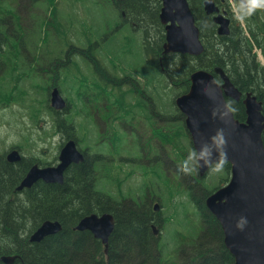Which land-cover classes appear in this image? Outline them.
Wrapping results in <instances>:
<instances>
[{"label":"trees","instance_id":"trees-1","mask_svg":"<svg viewBox=\"0 0 264 264\" xmlns=\"http://www.w3.org/2000/svg\"><path fill=\"white\" fill-rule=\"evenodd\" d=\"M31 1L44 3L45 15L39 19L37 26L34 25L35 29L33 26L28 28L26 23L29 19H23L19 16L21 8H27L30 4L28 0H0V80L5 79L7 71L16 70L11 64L13 49L18 51L19 57L22 56L23 58L29 57L27 47L37 48L35 54L50 53L47 49L50 46L49 37L56 36L59 40H64L66 31L63 26L64 22H61L62 15H66L67 19L71 21L73 15L79 24H85L77 18L76 10L83 5L86 7L93 6L92 0H76L68 8L61 10L63 12L60 13V0ZM107 1L118 9V16L121 21L116 25V28L122 31L123 23L133 24L135 31L142 32L145 54L156 58L158 55L157 48L161 50V44L164 41L163 26L158 18L161 7L160 1ZM188 1L200 30L204 51L198 56L161 55L163 57L161 61L163 70L161 72L155 70V75L152 70L157 62L155 59L152 62L147 61L152 70L150 72V68L147 70L146 67L145 71H148L149 75L156 79L154 82L146 81L144 83L145 94L155 96L159 94L161 97L170 98V93L167 91L172 90V88L175 89V93L171 94H182L189 87L191 72L199 68L212 72L214 67L220 66L231 82L242 92V96L251 92L264 104V65L258 62L254 51L255 48L260 49L264 58V5L258 6L255 0H250L253 12L250 14L242 12L246 20L245 29L241 25L232 23L229 35L220 36L216 33V25L211 21V17L206 15L203 10V0ZM214 1L220 4V0ZM13 4L15 5L12 6ZM121 12L126 16L125 22ZM82 28L84 29V25ZM151 32H153L154 40H151ZM119 35L121 34L119 33ZM36 43H38V47ZM43 43H45L44 50L41 51L40 47ZM58 45L60 46V41L56 44V49L59 48ZM102 45L106 44L101 43L100 47ZM72 49L73 47L70 50ZM118 51H120L119 48ZM99 54L102 52L99 51ZM59 59L60 57L57 59L56 67L57 64H60ZM40 64L42 65V63ZM55 66L54 70H52L53 68L40 69L35 66L32 75L29 77L34 80V83H31V88L34 87L35 90L33 94L38 93L42 89V85L48 80L52 83H50V87L46 86L47 94L54 85L60 89V65L56 69ZM77 67L81 68L80 65ZM96 67L100 72H103L100 70L98 62ZM19 76L17 74L16 77ZM76 76L67 53L63 78L76 80ZM215 78L219 80L217 76ZM21 80H15L16 88L24 86L20 83ZM160 81H167L168 85H162ZM3 85L2 83L0 87V95L8 93V90H2ZM96 89L98 90L99 86ZM226 101L235 109L234 117L239 121H244L246 115L242 100L234 102L227 99ZM46 103L52 113L48 101ZM69 117L71 118V114L66 116V118ZM59 121L60 119L58 123H60ZM67 125L71 126L72 124L70 122ZM68 126L65 128L70 129ZM262 139L264 143V134ZM91 165L90 160L86 158L79 165L68 168L61 185L50 183L47 188L40 185L33 192L29 198L30 204L38 206V211L44 215L45 219H59L63 229L59 233L42 240L39 244H33L31 252H28L26 244L19 241L15 228L11 227L13 216L9 209L13 205H10V199L5 195L9 187L8 181L14 180L15 173H13L14 170L10 164L0 163V223L3 226L2 233H5L2 236L3 241H19L16 244L22 250V256L28 264H162L161 250L157 240L155 243V239L148 229L149 216L146 211L145 214L142 213L136 203L134 205L129 203L125 209L116 211L117 223L110 236L109 260L107 262L104 260L101 244L90 233L86 231L73 232L72 226L83 216L90 213H102L108 209L102 202L104 193L98 188L95 189L94 184H98L99 180L96 182V175L93 168L91 170ZM162 167L167 174L174 173L169 172L165 165ZM192 167L195 168V171L191 172V177L189 174V178H187V174L182 172L184 177L182 185L189 188L188 196H191L190 200L193 202L196 222L190 236H182L177 233L180 244L177 248L178 260L174 262H176L175 264H234L232 256L224 246L222 229L204 204L206 196L228 181L229 164L224 165L222 173L217 177V183L213 185L211 190L205 188L203 179L201 180L196 176L195 164ZM176 169L180 170L181 168L177 165ZM164 182H166L165 178ZM116 206L121 207L122 205L117 204ZM175 236L174 233L173 237L175 238ZM0 254H8L6 246L2 243H0Z\"/></svg>","mask_w":264,"mask_h":264},{"label":"rangeland","instance_id":"rangeland-1","mask_svg":"<svg viewBox=\"0 0 264 264\" xmlns=\"http://www.w3.org/2000/svg\"><path fill=\"white\" fill-rule=\"evenodd\" d=\"M28 1L30 4H28L27 8H21V14H19V16L23 19H29L26 24L28 28H31L32 26L34 27V25L37 26L39 19L45 15L43 9L44 3L32 2L31 0ZM75 1L76 0H60V13L63 12L61 10L68 8L69 5L73 4ZM91 2L93 3L92 7H86L83 5L76 10L77 18L85 22V24H79L76 21V17L73 15L71 16L72 21L67 19L66 15H62L61 22H64L63 26L66 31L64 40H59L56 36L48 38L50 46L47 49L50 53L52 52L51 54L48 52H45L44 55L35 54L37 48L33 49L32 47H27L29 57H19L18 51L12 52L13 56L11 64L16 70H13L12 72L7 71L8 75L6 74L5 76L8 77L4 76L5 79L0 80V87L2 83L4 84L2 90H8L7 94L0 95V154L7 153L11 146L16 145L25 155H40L42 161L46 160L48 162H53L55 157L58 156L60 145L66 141L64 140L61 142V136L58 129L60 128V125L56 122L57 117L49 111L46 103L49 98V96L47 98L46 86L49 87L52 82L48 80L42 85V89H40L38 93L33 94L35 93V90L34 87L31 88V83H34V80L29 77L32 75V70H34L35 66H38L40 69H47L49 67L54 70L57 59L61 56H66L67 53L69 54V61L72 62V70L81 76L82 71L77 66L80 64L82 65L83 62L81 58L77 57L80 55L77 51L82 48L88 53H91L95 59L98 58L100 62L109 69L100 67L107 74L115 77L116 80L126 78L124 82L117 81V84H112L104 80L105 75L101 78L94 70L93 73L97 75L96 78L90 77L83 79L82 77L83 83L81 84H88L91 82L92 85L93 83L98 85L103 89L110 106L118 108V111H110V108L107 105L101 103L99 104L100 109H97L99 116L96 115L97 118L95 120L93 117L94 114L92 113L91 116H89V111L84 112L79 103V87L72 86V84L76 83V80L66 79L60 76V90L66 96L69 103L68 113L74 116L80 114L82 117L81 121H74L69 117L61 124L68 126L67 124L74 122L75 126H78L77 122H79V126H83L84 128H86V126L106 128H109L110 126L117 127L121 119L125 118L126 111H136L137 99L135 96L133 98L131 97L130 89L138 90V86H142V81L153 82L152 76H150V73L145 71V69L146 67L147 70L150 68L151 72V66L147 61L152 62L155 57L145 54V51H143L144 45L142 44V32L139 30L135 31V29H133V24H130L129 22L123 23L122 31L121 29L116 28V25L120 23L121 19L118 17V9H116L109 1L92 0ZM228 2L229 9L236 18V21H233V23L244 26L245 21L242 17L241 9L236 6L233 0H228ZM14 5L15 4L12 6ZM13 11L15 13V10ZM13 20L15 21L14 18ZM32 21L33 23H31ZM82 25H84L86 31L82 28ZM119 33L121 35H119ZM150 36H152L151 40H154L153 32H151ZM101 37L102 43L107 46L102 45L100 51L103 53L99 54L98 47L100 45ZM59 41L60 46L58 45L57 47L59 48L56 49V44ZM37 44L38 43H36V46L38 47ZM44 44L45 43L40 47L41 51L44 50ZM72 47L73 49L70 50ZM118 48L120 51H118ZM107 50L113 52L109 53ZM254 51L256 52V59L258 62L264 65V58L260 49L255 48ZM47 54L50 55L47 56ZM93 57L88 56L86 64L84 65L90 66L91 61H94ZM59 60L60 63H64L63 60ZM40 63H42V65ZM130 64L131 67L129 66ZM114 65L118 66V69L120 68L123 70L124 68V71L130 69L135 78H139L140 76V79L142 80L136 81V85L130 87V81H134L133 77L115 73ZM17 74L20 76L16 77ZM17 79H22L20 83L24 86L16 88L15 80L17 81ZM160 83L162 85H168L167 81H160ZM9 92H11L10 96ZM167 92L170 93V98L167 96L161 97L159 94L151 96L156 111H159V113L161 112V115L169 116L168 118L171 121L167 126L161 127L158 138L161 144L160 151L163 155L167 152L173 160L177 161L180 156H186L188 158L193 150L189 145V138L186 131L183 130V125L177 120V113L176 111L174 112L175 107L173 102H171V95H175L171 93H175V89L172 88V90H168ZM17 96H20V98H17ZM144 107L145 110H150V107H147L146 103ZM123 121L124 123L129 122L126 119ZM120 126H122V124ZM166 127L167 129H165ZM64 132H67L72 137L75 136L70 129L66 128ZM84 132L85 130H81L77 134L79 138L76 136V138L79 139L81 148L87 149L86 152H89L91 155H99V153H101L102 158L106 161L105 156L107 154L109 155V152H111L110 146L106 144V137L109 136V131L100 128L94 134H91V136L86 135ZM125 133H116L118 137H114V135L111 136L110 141L113 147L116 148L119 146L118 143L120 141H124V136H126ZM155 137L154 134H145V140L150 145L144 146V149H142L141 156L144 157L145 161H141L140 159V162H147L146 159L152 160V156L159 150L151 144L152 138ZM126 140L124 141L125 143ZM121 155L113 157L110 154L109 156L113 158L111 162L113 163V161H116L119 158L118 163H120ZM163 155L161 161H163L169 172H174L175 166L169 161V156L166 158V156ZM103 164L107 165L106 163ZM193 164L194 162L190 161V165ZM184 166H186L185 163ZM106 168L107 167L105 166L104 172ZM114 169L117 170L118 167L116 168V166H114ZM154 169H156V173L160 175L159 180L154 179L152 176L154 174ZM123 173H126L127 177L122 178L121 176L112 184L110 180L106 179V177H99V183L97 184L98 189L106 193V195H110L113 199H119L120 197L125 196L136 199L138 195L142 194L143 196L144 190L145 192H152V195H155L153 194V192H155L160 197V201L156 200L160 208L158 213L164 218V223L160 226V234L158 236L159 245L161 247L160 253L163 256L161 263L175 264L176 262L172 263V261L178 260V254H176V252L179 246V238L177 233L182 236H190L191 231L195 226L196 215L193 202L185 191L177 189L173 184L169 183L168 180L167 182H164L165 176L163 175H166L167 173L163 169L162 163L157 167L148 166V164L145 163L144 169L141 168V170L138 169V166L136 165L128 166ZM221 173L222 171H210L207 173L206 176L202 178L204 187L211 190L213 185L217 183V177ZM97 175H100V173L97 172ZM190 175L192 174L190 173ZM159 197L156 196V198ZM77 232L81 231L78 230ZM174 233L176 234L175 238L173 237Z\"/></svg>","mask_w":264,"mask_h":264},{"label":"water","instance_id":"water-1","mask_svg":"<svg viewBox=\"0 0 264 264\" xmlns=\"http://www.w3.org/2000/svg\"><path fill=\"white\" fill-rule=\"evenodd\" d=\"M160 1L159 20L165 30L162 54L200 55L204 51V46L188 1ZM237 1L241 4L247 2ZM203 9L207 15H212L218 35L230 33V20L225 12H219L214 0H204ZM215 75L219 77L220 83ZM189 80L188 90L178 95L174 102L184 115V125L193 150L198 153L204 145H211V138L222 129L226 140L223 151L227 153L230 165L228 182L205 198V206L220 224L224 246L233 257L234 264H264L263 102L251 92L245 93L242 97V92L219 66L213 69V73L197 69L190 74ZM226 99L234 102L242 100L246 115L244 121L236 119L233 112L222 115L227 111ZM49 102L57 111L65 107V100L56 87L49 93ZM7 158L15 160L18 154L11 151ZM219 158V152L213 151V162ZM82 159V154L76 149L74 141L69 140L62 146L58 156L59 163L56 166L42 169L33 166L18 189L30 186L36 179L61 183L65 169L71 163H78ZM196 163L197 173L199 177H203L210 167L200 166L203 161ZM158 208L159 206L155 204L154 209ZM241 216L247 220L242 230L235 226ZM59 227L57 221H45L33 233L32 239L38 240L45 235H51ZM112 228V218L106 213L101 216L88 215L76 226V230L91 232L95 238L101 239L105 246ZM153 230L154 233L158 231L154 228Z\"/></svg>","mask_w":264,"mask_h":264},{"label":"flooded vegetation","instance_id":"flooded-vegetation-1","mask_svg":"<svg viewBox=\"0 0 264 264\" xmlns=\"http://www.w3.org/2000/svg\"><path fill=\"white\" fill-rule=\"evenodd\" d=\"M220 9L221 11H225L226 12V0H220ZM242 9L244 11H247L249 14L253 12V8L250 5V1L247 0V3L242 7ZM158 49V55L155 58L154 62L156 64H154L153 66V70H157L158 72L162 70V66H161V50L160 48ZM15 50V49H13ZM77 50V49H76ZM78 55L77 57L82 59L83 64H80V67H84V68H79L82 71L81 76L77 74V78H76V84L75 87H79V91H78V99H79V103L82 106L83 111H89V116H91V114L93 113V117L96 120V115L99 116L97 109H100L99 104H98V93L96 90V87L92 88L93 85L92 83H88V84H81L83 83L82 80L83 79H87L90 77L96 78V74L93 73V70L97 72V58L95 59L91 53H88L86 50L79 49L77 51ZM91 56L93 57L94 61L90 63V66L88 65H84L86 64L87 61V57ZM76 57V58H77ZM61 60L64 61V63H60L57 64V67L60 65V76L63 78V69L65 66V56H61L60 57ZM92 59V60H93ZM56 67V68H57ZM47 69H50L49 67ZM89 72V74H88ZM62 73V75H61ZM83 77V79H82ZM134 81H130L131 83L129 84L130 87L136 85V79L133 77ZM140 84V83H139ZM131 90V97L133 98L135 96V98L137 99V103H136V111H126V116L125 118L121 119L119 125L117 127H112L110 126L109 128L106 127H97V126H86V128H84L83 126H79V122L78 126H75L74 122H72V126H68L70 128V130L73 132V134H75L74 137L70 136L67 132L65 131V126L61 123L64 122V118L70 114L68 113V107H69V103L67 102V98L64 96L65 100H66V105L65 108L58 112L57 115L59 116L60 119V128L59 129V133L61 136V142L62 141H67V140H73L76 148L81 151L82 153V161L78 162V163H71L63 172V178L65 176L66 171L68 170V168H70L71 166H76L79 165L81 162L84 161V159L87 158V160H90L91 162V170L93 168L94 174L96 175V180L99 177H106V179L110 180L111 184L116 182L121 176L123 177H127V174L123 173L125 171V169L128 166H133L136 165L138 166V169L141 170L144 169L145 167V163L148 164V166H159L161 164V158L163 153H161V144L159 142V134H160V130H161V126L163 125V121H162V116L159 112H157L155 110V106H154V101L152 99V97L148 94H145V90L143 85H139L138 86V90ZM61 92V90H60ZM130 92V91H128ZM62 93V92H61ZM63 94V93H62ZM145 103L147 104V107H150V110L145 112L144 111V105ZM102 106V105H101ZM110 108V111H114L111 110L113 108V106H110V103H108L107 105ZM81 109V108H80ZM117 112V111H115ZM83 113V112H82ZM81 113V114H82ZM177 120H179L181 122V124H183V118L181 114H176ZM71 118L74 121H81L82 117L80 116V114H78L77 116L71 115ZM124 119H126L129 122L124 123ZM118 120V119H117ZM168 120H170L168 118ZM122 124V126H120ZM162 124V125H161ZM165 125V124H164ZM100 128L103 129H107L109 131V136L106 137V144H108L110 146V150L111 152H109V155L111 154L113 157L117 156V155H121V160L120 163L119 162V158L116 161H113V163L111 162V160L113 159L112 157H110L108 154L105 156L106 161L102 158V154L99 153L98 154H94L91 155L89 152L87 153L86 150L87 149H83L80 146L79 143V137L77 136L78 132L81 130H85V134L88 136H91V134H94L97 130H99ZM167 129V127L165 128ZM183 130H185V128L183 127ZM101 131V130H100ZM126 132V133H125ZM116 133H125L127 136V140H126V136H124V141L126 140V143L124 141H120L118 144L119 146H117L116 148L113 147V145L111 144L110 138L111 136L114 135V137H118V135ZM154 134V136H156L155 138H152V146L157 148V152H155V154L152 156V160L150 159H146L147 162H140L141 161H145L144 157L141 156V151L142 149H144V146H148L150 144L147 143V141L145 140V134ZM76 136L78 138H76ZM189 138V137H188ZM189 142H190V138H189ZM105 143V142H104ZM96 144V143H95ZM189 145L192 148V145L189 143ZM193 150V148H192ZM11 151H16L18 154V158H16L15 160H9L7 158L8 154ZM97 153V152H94ZM119 153V154H118ZM166 158H168V154L166 152L165 155ZM41 156L40 155H25L23 154L20 150L18 146H11L9 148V150L7 151V153L5 154H0V163H7L10 164L12 169L14 170L13 173H15V178L14 180H9V187L7 192L5 193L6 196H8V199H10V205H13L12 208H10L9 210L12 213L13 216V222L11 224V227L15 228V231L17 233L18 239L19 241H21V243L26 244L27 246V250L28 252H31L33 244H39L42 240L46 239L47 237L53 236L57 233H59L62 229H63V225L62 222L59 221V219H45L44 215L38 211V206H33L32 203L30 204L29 202V198L31 197V195L33 194V192L37 189L38 186L41 185V187H45L47 188L48 184H50V182L44 181L43 179H36L30 186L28 187H22L20 189H18L20 183L22 182V180L25 178V176L27 175V173L29 172V170L33 167L36 166L39 169L42 168H46V167H54L58 164V156L55 157V159L53 160V162H48V161H42L41 160ZM169 161L175 166V171L174 174L170 175V174H166L165 178L169 181V183H175V187H179L181 182H183L184 177L182 174V170H178L176 169L177 165H179V167L184 166V163L187 162L186 166L192 167V165H190V161L188 160V158L186 156L184 157H179V159L177 161L173 160V158H171L169 156ZM103 163H106L107 165H104ZM143 163V164H142ZM133 164V165H132ZM195 164V162H194ZM193 164V165H194ZM107 167L105 172H104V167ZM114 166H116V168L118 167L117 170L114 169ZM97 167V169H96ZM137 168V167H136ZM1 171V170H0ZM97 172L100 173V175H97ZM138 172V171H137ZM156 169H154V174L152 175L154 179L159 180L160 175L156 173ZM189 175V174H188ZM190 177L192 175H189ZM187 178H189L187 176ZM63 183V179L61 183L55 182V183H51V184H58L61 185ZM110 184V185H111ZM95 186V184H94ZM185 188V192L188 193L189 188L187 186H182ZM152 192H143V196L138 195L136 197V200L134 201L131 197L129 196H125V197H120L119 199H113L110 195H106V193H104V197L102 198V202L105 203V207L108 208L107 210H105L102 213H96V215L101 216L102 214L106 213L109 214L112 218V231L108 236L107 242H106V246L105 244L98 238H94V236L90 233V235L96 239L97 241H99V243L101 244V249H102V253H103V257L105 262H107L109 260V246H110V236L113 232V230L115 229L116 226V216H117V212L119 209H125L127 204L131 203L132 205H134V203H136L138 205V209H141L142 213L145 214V211L147 212L148 216H149V222H148V229H150V233L152 234V236L155 239V243L157 240V243H159L158 240V232H160V226L163 225L164 223V218L162 215H160V213H158V211L160 210V208H158V210L154 209V205L157 204V201H160V197L153 192V194H155L157 197L156 198L155 195L151 194ZM7 199V200H8ZM117 204H121V207H117ZM158 205V204H157ZM86 216V215H85ZM83 218V217H82ZM80 218L72 227L73 231H78L76 230V226L79 223V221L82 219ZM57 221L59 223V229L51 234V235H45L43 237H41L38 240H34L32 239V235L33 233L42 225V223H44L45 221ZM0 221H1V216H0ZM153 228L155 230H158L157 232H153ZM2 229L3 226L0 223V243H2L3 245L6 246V252L8 254H0V264H28L25 262L24 257L22 256V250H20V247L16 244L18 242L16 241H12L10 242V240H8L7 242H4L2 239V236L5 233H2ZM83 232V231H81Z\"/></svg>","mask_w":264,"mask_h":264},{"label":"clouds","instance_id":"clouds-1","mask_svg":"<svg viewBox=\"0 0 264 264\" xmlns=\"http://www.w3.org/2000/svg\"><path fill=\"white\" fill-rule=\"evenodd\" d=\"M255 3L258 6L264 5V0H255ZM226 108L227 111L222 113V115H227V112H235V109L232 108L230 104L226 105ZM225 145L226 140L223 135V130H218L215 136L211 138V145H204L198 153L193 151L188 157V160L193 162L203 161V164H201L200 166H208L213 172H221L223 170L224 165L228 163L227 153L223 151ZM213 151L219 152L220 154V158L215 163L212 160ZM186 164L187 162H185V165ZM181 170L186 174H190L192 171H195V168L182 166ZM246 224V218L241 216L237 220L235 226L238 229L242 230Z\"/></svg>","mask_w":264,"mask_h":264},{"label":"bare ground","instance_id":"bare-ground-1","mask_svg":"<svg viewBox=\"0 0 264 264\" xmlns=\"http://www.w3.org/2000/svg\"><path fill=\"white\" fill-rule=\"evenodd\" d=\"M247 13V12H246Z\"/></svg>","mask_w":264,"mask_h":264}]
</instances>
